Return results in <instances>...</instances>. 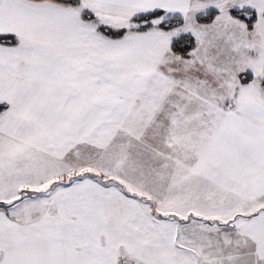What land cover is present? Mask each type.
<instances>
[{
    "label": "snow or ice",
    "instance_id": "6c2138e0",
    "mask_svg": "<svg viewBox=\"0 0 264 264\" xmlns=\"http://www.w3.org/2000/svg\"><path fill=\"white\" fill-rule=\"evenodd\" d=\"M0 264H264V0H0Z\"/></svg>",
    "mask_w": 264,
    "mask_h": 264
}]
</instances>
